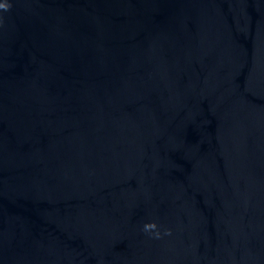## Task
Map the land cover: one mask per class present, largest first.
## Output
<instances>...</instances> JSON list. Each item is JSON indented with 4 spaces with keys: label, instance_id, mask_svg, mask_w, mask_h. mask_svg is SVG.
Instances as JSON below:
<instances>
[{
    "label": "water",
    "instance_id": "obj_1",
    "mask_svg": "<svg viewBox=\"0 0 264 264\" xmlns=\"http://www.w3.org/2000/svg\"><path fill=\"white\" fill-rule=\"evenodd\" d=\"M0 5V264H264V0Z\"/></svg>",
    "mask_w": 264,
    "mask_h": 264
},
{
    "label": "clouds",
    "instance_id": "obj_2",
    "mask_svg": "<svg viewBox=\"0 0 264 264\" xmlns=\"http://www.w3.org/2000/svg\"><path fill=\"white\" fill-rule=\"evenodd\" d=\"M3 5H0V7H2Z\"/></svg>",
    "mask_w": 264,
    "mask_h": 264
}]
</instances>
